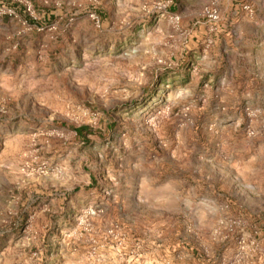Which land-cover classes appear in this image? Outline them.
I'll list each match as a JSON object with an SVG mask.
<instances>
[{
	"label": "rangeland",
	"instance_id": "374dc122",
	"mask_svg": "<svg viewBox=\"0 0 264 264\" xmlns=\"http://www.w3.org/2000/svg\"><path fill=\"white\" fill-rule=\"evenodd\" d=\"M172 1L0 0V264H264V0Z\"/></svg>",
	"mask_w": 264,
	"mask_h": 264
},
{
	"label": "trees",
	"instance_id": "16d2710c",
	"mask_svg": "<svg viewBox=\"0 0 264 264\" xmlns=\"http://www.w3.org/2000/svg\"><path fill=\"white\" fill-rule=\"evenodd\" d=\"M179 2L180 0H173L172 1V12H176L177 11V7L179 6ZM17 9V7H15ZM18 12L20 14H22L24 16V18H27V20H31L28 19V17L25 15V12L23 9L18 8L17 9ZM61 127H67L68 129H70L71 131H73L75 133V136L77 137V139L81 140L82 142L89 144V137L96 134L93 130H91L89 127L87 126H80V127H74V126H67L64 123L61 124Z\"/></svg>",
	"mask_w": 264,
	"mask_h": 264
},
{
	"label": "built area",
	"instance_id": "2783aa9c",
	"mask_svg": "<svg viewBox=\"0 0 264 264\" xmlns=\"http://www.w3.org/2000/svg\"><path fill=\"white\" fill-rule=\"evenodd\" d=\"M27 11H30V9L27 8ZM11 13H12L11 11H8V14H9V15H11Z\"/></svg>",
	"mask_w": 264,
	"mask_h": 264
}]
</instances>
